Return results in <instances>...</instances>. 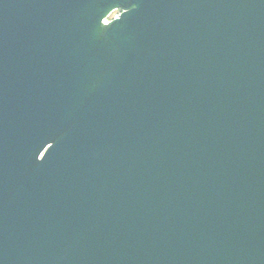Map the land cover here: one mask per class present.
<instances>
[{"label":"water","instance_id":"water-1","mask_svg":"<svg viewBox=\"0 0 264 264\" xmlns=\"http://www.w3.org/2000/svg\"><path fill=\"white\" fill-rule=\"evenodd\" d=\"M0 264H264V0H0Z\"/></svg>","mask_w":264,"mask_h":264},{"label":"built area","instance_id":"built-area-1","mask_svg":"<svg viewBox=\"0 0 264 264\" xmlns=\"http://www.w3.org/2000/svg\"><path fill=\"white\" fill-rule=\"evenodd\" d=\"M114 16L115 17L117 16V13L116 12L111 15V17H114Z\"/></svg>","mask_w":264,"mask_h":264}]
</instances>
